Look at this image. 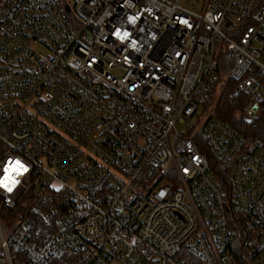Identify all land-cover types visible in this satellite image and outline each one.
I'll return each mask as SVG.
<instances>
[{"label":"built area","instance_id":"obj_1","mask_svg":"<svg viewBox=\"0 0 264 264\" xmlns=\"http://www.w3.org/2000/svg\"><path fill=\"white\" fill-rule=\"evenodd\" d=\"M182 1L0 0V175L28 168L6 264H264L263 144L202 99L233 77L261 109L264 0Z\"/></svg>","mask_w":264,"mask_h":264},{"label":"trees","instance_id":"obj_2","mask_svg":"<svg viewBox=\"0 0 264 264\" xmlns=\"http://www.w3.org/2000/svg\"><path fill=\"white\" fill-rule=\"evenodd\" d=\"M217 74V73H216ZM219 75L212 76L208 79V88L203 96V104L205 106L213 105V116L224 120L227 124L232 126L237 132L246 138L258 139L262 142L264 147V103L256 116L249 122L245 121L240 116L241 103L245 97L243 92L234 93L236 80L229 77L218 91ZM209 163L212 168L213 176L223 185L225 192H229V165L220 162L210 154ZM23 208L18 204L13 207H8L0 203V219L6 222L7 225H13L16 222L17 213ZM47 209L42 203L38 204L31 211V218L35 220L34 226L44 227L45 221L42 213ZM61 215V211L53 215L52 222L55 218ZM5 224V223H4ZM10 255L13 264L17 263L18 253L13 246H9ZM71 256H53L44 262L38 264H74L70 260ZM0 264H6L3 253L0 250ZM245 264V262H243ZM249 264V263H248Z\"/></svg>","mask_w":264,"mask_h":264},{"label":"snow or ice","instance_id":"obj_3","mask_svg":"<svg viewBox=\"0 0 264 264\" xmlns=\"http://www.w3.org/2000/svg\"><path fill=\"white\" fill-rule=\"evenodd\" d=\"M182 22L186 23V21ZM10 164H17L20 167V171L17 173L16 177L21 176L28 171V168L20 160H10L8 163L3 165V175H0V179L3 178V176L5 175V170L9 167ZM16 177L15 183L11 187L7 186L6 184L0 183V189L4 190L7 193H12L14 189L20 184V180H18Z\"/></svg>","mask_w":264,"mask_h":264},{"label":"clouds","instance_id":"obj_4","mask_svg":"<svg viewBox=\"0 0 264 264\" xmlns=\"http://www.w3.org/2000/svg\"><path fill=\"white\" fill-rule=\"evenodd\" d=\"M128 35L127 32L125 33H117V36L120 39H123ZM20 171V167L17 164H10L9 167L5 170V175L2 179H0V183L6 184L7 186L11 187L15 183V177L17 173Z\"/></svg>","mask_w":264,"mask_h":264},{"label":"rangeland","instance_id":"obj_5","mask_svg":"<svg viewBox=\"0 0 264 264\" xmlns=\"http://www.w3.org/2000/svg\"><path fill=\"white\" fill-rule=\"evenodd\" d=\"M187 2H186V0H183L182 1V4H186ZM225 78H220L219 79V81H218V85H217V87H218V91H220V88L222 87V85L225 83ZM212 108H213V105H212ZM213 110V109H212ZM211 110V111H212ZM240 116L242 117V110H240ZM257 114H255V116H256ZM9 229H7L8 230V233H10L11 231H12V228H13V225H9V227H8Z\"/></svg>","mask_w":264,"mask_h":264}]
</instances>
